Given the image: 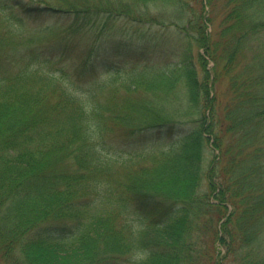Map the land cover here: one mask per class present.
Segmentation results:
<instances>
[{
	"label": "trees",
	"instance_id": "obj_1",
	"mask_svg": "<svg viewBox=\"0 0 264 264\" xmlns=\"http://www.w3.org/2000/svg\"><path fill=\"white\" fill-rule=\"evenodd\" d=\"M0 264H264V0H0Z\"/></svg>",
	"mask_w": 264,
	"mask_h": 264
},
{
	"label": "rangeland",
	"instance_id": "obj_2",
	"mask_svg": "<svg viewBox=\"0 0 264 264\" xmlns=\"http://www.w3.org/2000/svg\"><path fill=\"white\" fill-rule=\"evenodd\" d=\"M30 26H34L33 22L29 23ZM114 31L119 33L122 38H127L129 40H147L148 41V48H150V51L155 52V47L159 42L164 43L165 46H169V44H175L176 39L178 37L177 33L173 28H162L158 25H139V24H133L126 19H118L113 24ZM116 39V38H115ZM119 39V38H117ZM116 39V40H117ZM94 40H98V38H94ZM150 41V42H149ZM99 42V41H98ZM101 44H108V40H102L100 41ZM105 44V46H107ZM177 50V49H176ZM150 55V54H149ZM41 60H36L34 63L35 66H43L46 70L53 71L55 73L58 72V70L63 68H69L71 61L70 60H62L59 61L56 59L55 63H48L45 64L44 62L41 63ZM212 63H209L208 67H211ZM62 84L64 88H66L70 92H77L79 90H82L83 85L78 82L74 76L67 75V76H61ZM222 88H224V81L220 82ZM218 93H221V90L218 91ZM136 96V95H135ZM177 130L183 129V125H177L175 127ZM150 131L145 132L141 134L140 136H130L127 131H124L122 128H118L116 131H114L108 138L104 139V150L109 155H112V152H125L123 154L127 155L130 152L135 151V149H138L140 151H151V150H157L156 147H162L170 144L171 140H176L179 136V133L172 134L173 137H167L164 138V136H157L154 133ZM167 136V135H165ZM166 145V146H167ZM155 146V147H154ZM215 154L217 151H213ZM118 153V155H119ZM209 157V155H208ZM209 161V158H208ZM220 251H224L223 249H220ZM225 252V251H224Z\"/></svg>",
	"mask_w": 264,
	"mask_h": 264
},
{
	"label": "clouds",
	"instance_id": "obj_3",
	"mask_svg": "<svg viewBox=\"0 0 264 264\" xmlns=\"http://www.w3.org/2000/svg\"><path fill=\"white\" fill-rule=\"evenodd\" d=\"M147 255H148L147 252L140 253L136 257H134V259H145L147 257Z\"/></svg>",
	"mask_w": 264,
	"mask_h": 264
}]
</instances>
